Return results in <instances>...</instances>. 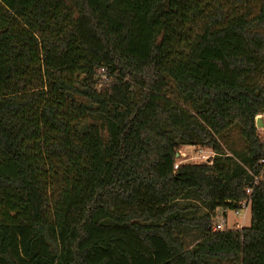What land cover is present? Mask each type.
Segmentation results:
<instances>
[{
  "label": "trees",
  "instance_id": "obj_1",
  "mask_svg": "<svg viewBox=\"0 0 264 264\" xmlns=\"http://www.w3.org/2000/svg\"><path fill=\"white\" fill-rule=\"evenodd\" d=\"M257 116L264 0H0V264H264Z\"/></svg>",
  "mask_w": 264,
  "mask_h": 264
},
{
  "label": "built area",
  "instance_id": "obj_2",
  "mask_svg": "<svg viewBox=\"0 0 264 264\" xmlns=\"http://www.w3.org/2000/svg\"><path fill=\"white\" fill-rule=\"evenodd\" d=\"M257 117H259V116H257ZM198 149V152H196L197 153V155H199V159H200V161L199 162H208V163H211L212 162V157H213V155H214V153L211 151V150H205V149H203V148H201V147H198L197 148ZM208 152V153H207ZM180 153H178V155H179ZM181 155H183L182 153H181ZM182 162H186V161H184V159H182V160H178V159H176V161H175V163H174V168H177V166L180 164V163H182ZM260 163H261V165H262V169H261V171H260V174H259V176H255L254 177V183L256 184L257 183V181L259 180V179H263L264 180V158H262L261 159V161H260ZM252 187H248V188H246L245 189V192L247 193V194H250V192H251V189ZM236 204H237V209L235 210H233V213L235 214V215H240V216H243V217H245L246 216V214L249 212V210H250V199L248 198V199H240V200H238V201H236ZM224 221H227V218H226V216H220V219H219V222H217L215 225H214V227H213V229L214 230H217V229H223L224 228Z\"/></svg>",
  "mask_w": 264,
  "mask_h": 264
},
{
  "label": "rangeland",
  "instance_id": "obj_3",
  "mask_svg": "<svg viewBox=\"0 0 264 264\" xmlns=\"http://www.w3.org/2000/svg\"><path fill=\"white\" fill-rule=\"evenodd\" d=\"M262 119H263V126L259 127V129H260V133L264 136V116H262ZM236 132H237V130L234 129L232 131V136H236ZM197 148L198 147H195V146H192V145L181 146L180 149H179V153L180 154L177 157V159L178 160L184 159V161H188V162H199L200 161L199 155H197V153H196V152H198ZM203 149H205V148H203ZM205 150H208V149H205ZM181 153L183 155H181ZM227 214H228V224L227 225H230V223L232 221H236L240 225H242V224L243 225H248L250 223V215L249 214H246L245 217L240 216V215L235 216L234 213H233V210H231V209L227 210Z\"/></svg>",
  "mask_w": 264,
  "mask_h": 264
},
{
  "label": "water",
  "instance_id": "obj_4",
  "mask_svg": "<svg viewBox=\"0 0 264 264\" xmlns=\"http://www.w3.org/2000/svg\"><path fill=\"white\" fill-rule=\"evenodd\" d=\"M256 126L257 127H261V126H263V120H262V117H257L256 118Z\"/></svg>",
  "mask_w": 264,
  "mask_h": 264
}]
</instances>
